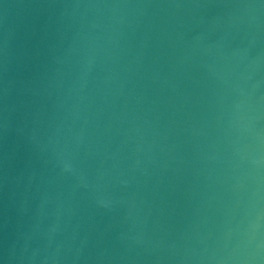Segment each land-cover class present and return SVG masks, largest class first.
<instances>
[{
    "label": "water",
    "instance_id": "water-1",
    "mask_svg": "<svg viewBox=\"0 0 264 264\" xmlns=\"http://www.w3.org/2000/svg\"><path fill=\"white\" fill-rule=\"evenodd\" d=\"M0 264H264V0H0Z\"/></svg>",
    "mask_w": 264,
    "mask_h": 264
}]
</instances>
